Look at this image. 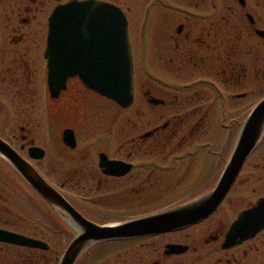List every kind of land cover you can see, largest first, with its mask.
Wrapping results in <instances>:
<instances>
[{
	"label": "flooded vegetation",
	"instance_id": "1",
	"mask_svg": "<svg viewBox=\"0 0 264 264\" xmlns=\"http://www.w3.org/2000/svg\"><path fill=\"white\" fill-rule=\"evenodd\" d=\"M69 1L0 0V138L72 208L100 225L153 215L212 191L236 141H225L227 154L213 161V142L197 144L194 136L209 133L218 115L222 126L229 118L228 128L239 132L263 100L264 0H103L127 18L131 105L141 96L135 110L112 124L109 113L95 111L94 99L122 111L131 105L100 96L77 75L57 96L48 89L49 19ZM248 101V111L233 117ZM41 123L44 143L37 141ZM117 123L122 132L115 142L94 140L102 128L113 133ZM65 130H71L72 147L62 139ZM31 147L43 156L32 157ZM253 150L202 219L174 231L96 242L76 264L87 257V264H264V137ZM186 184L192 194L159 205ZM0 230L44 244L0 240V264H59L73 233L1 153ZM59 234L66 239L63 252Z\"/></svg>",
	"mask_w": 264,
	"mask_h": 264
},
{
	"label": "water",
	"instance_id": "2",
	"mask_svg": "<svg viewBox=\"0 0 264 264\" xmlns=\"http://www.w3.org/2000/svg\"><path fill=\"white\" fill-rule=\"evenodd\" d=\"M45 57L48 60V89L53 96L64 90L68 77L78 76L86 88L128 108L134 96V66L127 18L114 4L99 0H72L55 9L50 17ZM65 130L62 139L74 145ZM264 137V98L251 109L235 139L230 157L217 185L202 197L162 212L123 223L100 225L82 216L38 171L0 138V153L46 200L73 230L59 264H76L96 242L124 240L136 236L174 231L193 224L213 211L228 192L247 157ZM31 147L30 155L40 158ZM0 240L44 247L36 239L0 230Z\"/></svg>",
	"mask_w": 264,
	"mask_h": 264
},
{
	"label": "rangeland",
	"instance_id": "3",
	"mask_svg": "<svg viewBox=\"0 0 264 264\" xmlns=\"http://www.w3.org/2000/svg\"><path fill=\"white\" fill-rule=\"evenodd\" d=\"M44 87V85H43ZM137 95V94H136ZM141 97V96H140ZM137 98V100L134 101L133 105H131V107H129L126 111H122L120 110L119 107H116L112 102L110 101H106L100 98H95L94 99V103H92L94 106V109L96 112H99L100 115H103V111L106 112L107 114H110V118H111V124L113 122V120L118 119V117H123L125 113L126 115H129L128 113L132 110H135V107H137L138 102L141 101V98ZM94 98V97H93ZM215 98V97H214ZM259 98V97H257ZM257 98H253V102L257 101ZM211 100V99H210ZM251 102L252 101H248V103H244V105L242 106V108L240 109L241 112H239L236 115H233V117H238V116H242L243 113H245L246 111H248V108L251 106ZM217 108H221V102L219 100H217ZM93 111V110H92ZM38 112V111H37ZM121 112V113H120ZM40 114V112L38 113ZM38 114H35L36 117H34V124L38 125V122H41L40 118L38 117ZM105 114V113H104ZM89 116V115H88ZM99 116V115H97ZM90 117V116H89ZM88 117V118H89ZM220 115H218L217 117H215L214 122L210 125L209 127V133H199L196 134L194 136V141L197 144H200V142H213L212 146V153L210 151L209 156L212 158L213 161H220V159H222V156H225L227 154V144L225 143V141H231L232 139H236L238 131L235 130H231V128H228V125L230 123L229 118H226V120L224 121L226 126H222V122H220L219 119ZM98 118V117H97ZM107 119V118H106ZM91 120V119H90ZM44 122V121H42ZM48 125H52L51 122L48 120L46 122ZM55 124L59 125L60 122H54ZM44 123L40 124L36 131H37V141L40 143H44V140L42 139V127H43ZM114 132L113 133H108L107 130L108 128H102L101 130L103 131L102 133H100L99 135H96L94 138V140L96 141H101V142H109L112 140V142H115L116 139H119V137H117L119 135V133L122 132V127H120V125L117 124H113L112 125ZM85 129H87L86 127H84ZM205 134V135H203ZM215 143V144H214ZM202 156V155H200ZM200 156H196L197 158ZM251 162H253V159H250ZM50 161V157H48V159H45L44 163L47 165ZM212 172V170H211ZM188 184L183 185L182 187H179V189L175 190L174 192L170 193L166 198H164L161 203H159V205H163L165 203H171L174 200H182V198H185L187 196H189L190 194H192L193 190L191 191V189H187ZM40 218L43 220L44 216H40ZM59 250H61V252H63V248L66 245V239L65 236H63L62 234H59ZM89 263V258H85L83 263L80 264H87Z\"/></svg>",
	"mask_w": 264,
	"mask_h": 264
}]
</instances>
